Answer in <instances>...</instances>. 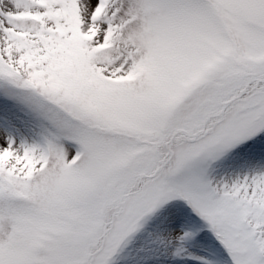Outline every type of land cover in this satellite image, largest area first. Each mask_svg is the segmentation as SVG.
Here are the masks:
<instances>
[{"label": "snow or ice", "instance_id": "6c2138e0", "mask_svg": "<svg viewBox=\"0 0 264 264\" xmlns=\"http://www.w3.org/2000/svg\"><path fill=\"white\" fill-rule=\"evenodd\" d=\"M0 264H264V0H0Z\"/></svg>", "mask_w": 264, "mask_h": 264}]
</instances>
